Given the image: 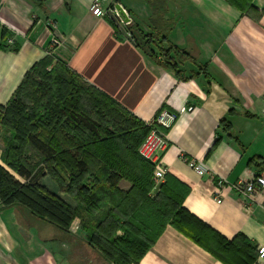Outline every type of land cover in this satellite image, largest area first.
<instances>
[{
	"label": "crops",
	"instance_id": "0c3cea01",
	"mask_svg": "<svg viewBox=\"0 0 264 264\" xmlns=\"http://www.w3.org/2000/svg\"><path fill=\"white\" fill-rule=\"evenodd\" d=\"M91 2L0 0V24L13 40L0 49V104L49 49L142 122L161 109L176 113L160 160L167 175L188 187L182 207L196 219L186 228L198 241L167 224L135 264H239L249 250L244 240L255 252L264 245V191L243 205L230 189L217 203L212 188L217 181L247 180L264 171V0L252 1L257 14L243 13L226 0H166V17L175 21L167 38L193 57L179 66V74L122 34L107 14L115 12L116 2L101 1L103 16L92 14ZM117 2L132 25L151 31L146 1ZM181 153L203 163L207 173L197 174ZM70 231L82 239L77 219ZM20 232L0 213V264H70L59 252L71 242L42 236L39 229H28V239ZM238 234L244 240L224 247L223 240ZM93 254L89 264H96ZM251 264H264V258L256 254Z\"/></svg>",
	"mask_w": 264,
	"mask_h": 264
},
{
	"label": "trees",
	"instance_id": "16d2710c",
	"mask_svg": "<svg viewBox=\"0 0 264 264\" xmlns=\"http://www.w3.org/2000/svg\"><path fill=\"white\" fill-rule=\"evenodd\" d=\"M33 1L42 5L46 0ZM144 1L151 8V31L131 24L128 32L136 46L179 74V66L193 57L167 38L175 21L166 17V0ZM226 1L243 13L258 12L253 0ZM9 35L0 24V49L8 47ZM0 110L12 133L0 154V201L22 206L37 220L56 226V239L65 241L67 235L71 242L70 226L77 219L83 233L79 241L83 250L95 253L96 264L137 263L167 224L198 241L186 228L195 218L182 207L188 187L167 174L156 183L153 164L138 152L148 125L86 83L49 49ZM43 178L56 183V192ZM242 239L238 234L223 245ZM243 242L249 250L239 264H251L257 252Z\"/></svg>",
	"mask_w": 264,
	"mask_h": 264
},
{
	"label": "built area",
	"instance_id": "2783aa9c",
	"mask_svg": "<svg viewBox=\"0 0 264 264\" xmlns=\"http://www.w3.org/2000/svg\"><path fill=\"white\" fill-rule=\"evenodd\" d=\"M90 11L95 16L105 15V11L101 8V0H92ZM55 24V20L51 21L52 27ZM6 43L12 44V38L8 37ZM176 119V113L161 109L151 121L146 122L149 131L138 146L140 155L153 164V179L156 183L162 182L168 172L167 167L161 163L160 159L169 144L167 131L173 126ZM180 157L197 174L204 175L207 173V168L203 163L190 158L185 153H181ZM225 189L235 191L243 205H248L253 201L257 192L264 191V171L255 174L247 180L238 179L233 182L225 180L215 182L212 188V195L217 203L222 202ZM257 257L264 258V245L257 249Z\"/></svg>",
	"mask_w": 264,
	"mask_h": 264
},
{
	"label": "rangeland",
	"instance_id": "374dc122",
	"mask_svg": "<svg viewBox=\"0 0 264 264\" xmlns=\"http://www.w3.org/2000/svg\"><path fill=\"white\" fill-rule=\"evenodd\" d=\"M101 1H102V5H104L105 2H107L108 0H101ZM4 118H5V111L0 110V154L3 151V149L6 147L8 139H10L12 136L11 129L8 127V125L3 124ZM42 134H44V132H42ZM27 153L30 156L34 157L32 150L27 149ZM8 169L15 174V177L23 181V179L20 178L12 169H10L9 167ZM43 184L47 186L50 190L53 189L52 191L54 192H56V190L58 189L56 183L51 181L49 178L46 179L43 178ZM0 213L5 217L9 216L11 223L15 224L17 229L21 231L20 233H22L21 236L23 239H28L29 234L26 233L28 229L30 230L39 229L40 234L42 236L45 237L51 236L54 239L59 238L58 233L60 231H58V228L56 226L50 225L43 220H37L36 218L32 217L28 213V211L22 206L19 205L9 206L8 204L2 203L0 201ZM10 214L12 217L10 216ZM70 232L72 233V231ZM74 234L75 232L72 233L74 237L70 238L72 245H70L69 248L64 247L62 250H60L59 253L60 256L64 257L65 261H67L68 263L74 262L76 264H84L90 257H92V254H89L88 252L83 250V245L79 241L81 238L76 236L77 234L75 235ZM64 240L69 241L67 235H64Z\"/></svg>",
	"mask_w": 264,
	"mask_h": 264
},
{
	"label": "water",
	"instance_id": "95a60500",
	"mask_svg": "<svg viewBox=\"0 0 264 264\" xmlns=\"http://www.w3.org/2000/svg\"><path fill=\"white\" fill-rule=\"evenodd\" d=\"M113 12L111 9L107 11L108 16L113 21V23L119 28V30L122 32V34L131 42L134 43V40L128 30L123 26L125 25H131V17L128 15L127 11L123 8V6L116 2L114 5ZM135 44V43H134Z\"/></svg>",
	"mask_w": 264,
	"mask_h": 264
}]
</instances>
